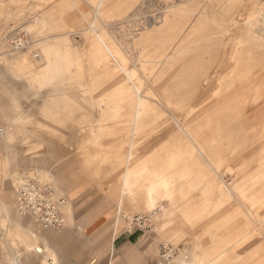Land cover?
Wrapping results in <instances>:
<instances>
[{"label": "rangeland", "instance_id": "1", "mask_svg": "<svg viewBox=\"0 0 264 264\" xmlns=\"http://www.w3.org/2000/svg\"><path fill=\"white\" fill-rule=\"evenodd\" d=\"M98 1L0 0V246L4 250L0 264H25L29 255L41 264H50L47 253L26 251L14 235L19 224L12 217L5 220L11 216L9 208L30 220L37 232L51 230L55 249L61 239L69 242L82 235L79 226L87 218L81 215V206L69 198L61 179L68 176L70 181L76 170L104 194L101 199L106 207L119 209L116 222L123 219L134 230L140 224L132 219L146 218L149 237L176 248L170 264H183V260L187 264H264V188L256 183L264 176V115L204 111L205 102L198 101L194 90L196 83L215 80L227 70L231 50L242 35L221 29L205 35L194 48L197 33L181 37L175 18L168 28L149 33L172 5L189 0H103L101 5ZM197 1L199 8L210 2ZM42 14L47 20L40 28L34 20ZM96 33L119 43L125 66L137 69L136 78L148 87L141 94L152 106L146 116L149 121L139 128L144 136L136 137L129 162V166H140L133 191H125L133 192L132 198L121 195L130 103L111 101L125 96V89L120 93L117 89L125 88L128 79L115 62H103L98 50H89ZM19 39L23 46L14 51ZM46 40L55 43L52 50L44 51ZM241 47L257 56L253 63L264 70V44ZM41 52L50 58L51 68H44L45 61L35 58ZM26 53L32 61L30 67L20 61ZM107 103L117 105L113 115L102 113L101 107ZM175 118L198 139L203 156L192 144L178 142L182 135ZM9 134L12 138L6 141ZM215 170L230 192H189L188 179L201 176L203 184L208 183L216 176ZM158 175L160 183L168 180L174 185L170 201L173 209L177 207L176 217L165 227L159 213H151L144 202L147 184L154 183ZM26 180L44 181L53 187L56 199L66 201L63 228L45 229L20 214L17 191ZM217 197L225 199L220 206L214 205ZM8 247L14 251L7 252ZM225 248L228 251L216 258ZM162 254L159 252L157 261Z\"/></svg>", "mask_w": 264, "mask_h": 264}, {"label": "bare ground", "instance_id": "2", "mask_svg": "<svg viewBox=\"0 0 264 264\" xmlns=\"http://www.w3.org/2000/svg\"><path fill=\"white\" fill-rule=\"evenodd\" d=\"M102 2L103 0H99L98 4L101 5ZM197 2H198L197 0H189L187 2L172 5L169 10V13L167 14L164 13L165 15H162L163 16V17L161 16L162 18L159 17L161 19V20L159 19L160 21L156 20L157 21L156 25L152 27V30L149 31V33L157 32L164 28H168L171 25L172 18H175V22H176L175 29L181 37L186 35H195L197 33V37L194 40V45H193L194 48L203 41V37L205 35L216 34V32L220 31L221 29H223V31L227 30L231 32V35L239 36V34H241L243 39L235 42L234 47L232 48L230 53V58L227 64L228 65L227 70L224 73L220 74V77L216 78L215 80L207 79L203 83H199V82L196 83L194 86L195 96L197 95L198 101L200 100L203 103L205 102L203 107L201 108L204 111H216L218 113L234 112L237 114L239 113V114L251 115V116L264 115V70L261 68L259 64L253 63V61L257 59V56H251L250 53H248L250 52L248 49L246 50L241 47L243 44H250L251 46L254 47H261L264 44V0H210V2L207 1L208 3L205 4L206 7H202V8L197 7ZM46 20H47V15L42 14L39 17H37L34 20V22L35 25L37 26L39 24H42V22L44 23ZM242 21L244 22V24L240 25ZM101 28H104V26H101ZM147 33L148 32H146V34ZM22 39L16 41L18 47H15L14 51L17 49L21 50V46H23ZM6 44L9 45L8 43ZM54 45L55 43L53 41L46 40L44 51L52 50ZM95 45H97L98 47H95ZM93 48H95L102 54L101 59L103 60V62L104 61L115 62L116 67H118L121 70L122 74H124V76H126L128 79L125 88L123 87L117 89V93L124 92L125 89L126 90L125 96L114 97L111 101L115 102L116 100L123 99L130 103L129 107L126 108V110L130 109V111L128 110V112H130L129 121L131 122V128L130 131H128L129 134L127 135V143L129 148L126 153V165H125L126 168L124 170L121 181V195L122 197L126 196L128 198H132L133 196H135V194L133 192L129 193L125 191H133V186H134L133 181H136L138 178L137 175L140 166L138 165L129 166V162L134 155L135 142L136 143L138 142L136 140V137L139 140L140 138L139 136H144V135H140L139 128L141 125L143 126V124L149 121L147 118V122H146V116L152 106L150 107V105L147 103L148 100L145 101L143 98L144 96H142L141 94L142 89L146 84L143 81H141L139 78H136L139 76V71L134 68L128 69L125 66L126 63L125 58L123 57L122 50L120 49L119 43L116 40L114 39L111 40L105 37V34L96 33L95 37L92 38V41L90 40L89 50H92ZM35 58H37V60L45 61L44 68L50 67L51 65L50 58L45 56L43 52H41V56L40 54H38L35 56ZM20 61L21 63H25V65L27 64L28 67H30L29 62L30 63L32 62L29 56L27 55V53L21 55ZM25 61H27V63ZM162 62H165V59H162ZM135 78L139 80H135ZM148 79H150V75ZM217 80L219 82V86L216 85ZM152 102H154V100L151 101V103ZM116 106L117 105L111 106L109 103H107L105 106L101 107L102 113L110 112L112 114H108V115H113L114 114L113 108L115 109ZM175 119H176L175 124L182 135L178 142L192 144L195 152H197L198 155L203 156L204 152L202 151V147H200L199 145L198 139L194 135H191L187 126L183 125L177 118ZM11 138H12L11 134H9L7 137H5V140L9 141ZM190 152H193L194 154L193 150H191ZM214 172H216L215 173L216 176L215 177L212 176L211 180H209L208 183L205 182L203 184V178L201 176L188 179L187 186L189 192L199 190L200 192L206 194L207 192H211V191L215 192V189L218 190V193L230 192L231 188L229 189L227 185L228 183L225 184L224 182L225 180H223V177L219 174L217 170H215ZM156 177L157 180L154 181V183L147 184V193L144 202L145 205L148 207V209L151 211V213L153 214L159 213L158 218L159 217L161 218V216L163 217L164 215L168 216L173 214L172 210L174 209L171 207L170 196L172 195L171 192H174V185H170L167 179H166L167 182L162 181L160 183L161 181L160 175ZM259 180H263V181H259ZM28 181L29 180H26L24 184H26ZM39 182L43 183L44 181L43 182L39 181ZM259 182H261L260 183L261 187L264 188V176L258 177L256 183L258 184ZM233 183H236V181ZM48 188L53 190L54 198H56L57 194L53 189V187L48 185ZM158 188H160L161 190L159 191ZM256 195H257L256 197H258L259 194ZM160 196H163L162 199H159ZM215 197L216 196H214L213 198ZM60 199L62 198L57 199V201H60L59 205L64 213L63 206L65 205L66 201L64 199L63 200ZM216 200L217 201H215L214 204L215 206H220L225 201L224 198H218ZM139 202L141 204L143 203L141 201ZM239 205L241 206V204ZM9 217L10 216L5 217V220L7 221ZM125 217L131 219V215L128 214L125 215ZM30 219L35 224H37V222L33 220L31 217ZM136 219L138 218L135 219L133 218L132 220L134 221ZM117 222H120V219L117 220ZM41 249L42 248L38 246V244L35 245L36 252H42L40 251ZM175 250H176L175 247H171V246L167 247L165 249L166 253L164 255L162 254V261L160 263L170 264L172 260L176 257ZM227 251L228 249L225 248L223 251L215 255V257L216 258L222 257L223 254L226 253ZM48 255L49 258L55 260V261H51L50 264H59L56 251L50 249V251H48ZM182 262L183 264H187V261L185 260H183Z\"/></svg>", "mask_w": 264, "mask_h": 264}, {"label": "crops", "instance_id": "3", "mask_svg": "<svg viewBox=\"0 0 264 264\" xmlns=\"http://www.w3.org/2000/svg\"><path fill=\"white\" fill-rule=\"evenodd\" d=\"M76 172V177L70 181L68 176H61V179L64 180L67 195L81 206V215L87 218L79 226L83 230L82 235L69 242L65 238L61 239L59 247L55 249L51 243V230L37 232L30 224V220L24 216H16L14 210L9 208L10 217L19 224L18 229L14 230V235L22 240L26 251L33 253L36 244L47 254L53 248L52 250L57 252L59 264H160L162 257L158 261L157 259L159 252H163V244L149 237L151 230L140 227L131 230V227L125 226L123 219L120 223L116 222V217L120 215L119 209H116V212L115 207H106L101 199L104 194L98 191L88 177L78 170ZM67 184L72 188H68ZM95 197L98 199L90 200ZM1 207V212L5 214L4 206ZM176 208L172 210L173 214L161 216L160 219L165 221L164 227L176 217ZM175 236L177 233H174ZM0 237H3L2 233ZM9 244L12 246L11 242ZM12 250V247L7 248V252L11 253ZM3 254L4 250L0 246V260L4 258ZM47 260L50 263L52 259ZM24 261L25 264H41L30 255L24 258Z\"/></svg>", "mask_w": 264, "mask_h": 264}, {"label": "built area", "instance_id": "4", "mask_svg": "<svg viewBox=\"0 0 264 264\" xmlns=\"http://www.w3.org/2000/svg\"><path fill=\"white\" fill-rule=\"evenodd\" d=\"M3 130L0 128V134ZM60 200H63L60 199ZM60 201L54 198L53 190L48 185L40 183L38 180L22 184L17 191V209L25 216L31 217L45 229H60L65 225L66 217L59 205ZM140 228L148 230L150 225L147 219L138 217ZM167 244L162 245L163 255ZM161 264V263H160Z\"/></svg>", "mask_w": 264, "mask_h": 264}]
</instances>
